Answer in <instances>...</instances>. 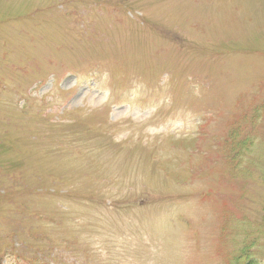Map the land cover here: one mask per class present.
Wrapping results in <instances>:
<instances>
[{
    "label": "rangeland",
    "instance_id": "1",
    "mask_svg": "<svg viewBox=\"0 0 264 264\" xmlns=\"http://www.w3.org/2000/svg\"><path fill=\"white\" fill-rule=\"evenodd\" d=\"M0 264H264V0H0Z\"/></svg>",
    "mask_w": 264,
    "mask_h": 264
}]
</instances>
